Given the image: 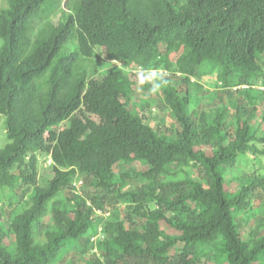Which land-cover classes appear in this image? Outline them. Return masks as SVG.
<instances>
[{"label":"trees","instance_id":"16d2710c","mask_svg":"<svg viewBox=\"0 0 264 264\" xmlns=\"http://www.w3.org/2000/svg\"><path fill=\"white\" fill-rule=\"evenodd\" d=\"M6 1L0 264L72 253L69 264H264V173L234 191L229 175L260 161L251 116L264 92L251 86L264 85V0ZM113 59L123 66L99 71ZM214 75L215 109L196 121L189 92ZM141 92L168 125L144 121ZM46 153L55 163L40 175ZM138 161L149 169L121 170ZM77 175L87 197L72 191ZM246 212L256 221L247 239Z\"/></svg>","mask_w":264,"mask_h":264},{"label":"rangeland","instance_id":"374dc122","mask_svg":"<svg viewBox=\"0 0 264 264\" xmlns=\"http://www.w3.org/2000/svg\"><path fill=\"white\" fill-rule=\"evenodd\" d=\"M7 1L6 0H0V6L2 7L3 5H6ZM67 9V8H66ZM2 45V39L0 38V47ZM98 50L101 52L102 49L98 48ZM114 64V63H111ZM99 68L105 69L108 68L110 65L107 62H101L98 64ZM156 75L153 76V83L155 85V91H158L159 84H158V80H156L155 78ZM215 76H204L199 82L200 84L204 87V91L202 93H196L193 90H190L189 92V96H190V108L192 111V116L193 119H195L196 121L199 120V115L200 112L202 111H210L213 112L215 109V104L213 102H211V99H215L216 97V87H215ZM193 81L197 82L196 79L193 78ZM253 85L256 86L255 91H257V93H259L261 91L259 85H261V81L260 80H254L253 81ZM149 99L147 100L144 96V94L141 92L140 94H138L137 96H135L134 98V102H138L137 106H141L142 111L141 116L143 117L144 121L146 123H148L149 125L158 128L160 126L164 127V123H166V125H168V123L171 122V118L168 114H166L167 112L164 113L161 111V107L158 106V102L155 103H151L150 100L153 98V96H148ZM143 99V100H141ZM160 104H162L161 102H159ZM147 104H149L150 106H148ZM250 104V102L248 103ZM249 112L250 109L253 108V105H249ZM138 109V108H137ZM249 114V113H247ZM252 114V113H251ZM249 115H245V117H248ZM163 123H162V122ZM251 123L252 126L254 127V129H256L257 131V138H258V142L256 143L257 148L259 151H264V142H261V138L263 137V131H264V99L261 101V103L258 105V108L256 110V112L253 114V116H251ZM8 141V137L6 134V128H5V119L3 116L0 115V145L3 146L6 142ZM258 153L257 156L260 157V161L257 160L256 162H250L248 161L247 163H243L241 166L239 167H234L232 168V170H230L229 175L231 176L232 180L230 181V189L231 191L234 190H238L239 188H241V184H243V182L241 180H239V177L243 178V177H247V176H254L256 173L257 174H261L264 173V168L262 167V165L264 166V155ZM256 155L253 154L252 151H249V158H255ZM50 167V162H49V157L47 156V154H40L39 156V165H38V171L41 175L42 171L45 170L46 168ZM116 169V172L118 173V176H120L119 173V169L121 168V165H115L114 166ZM123 168H121V170H130V171H135L138 169H142L144 171L149 169V165L146 162H135V163H130L127 164V166H123ZM188 170H190V173L194 176L199 178L198 176V170L197 167H192L190 166L188 168ZM83 179L82 176L78 175L76 176V180H81ZM134 182L132 184V186L136 185V181L133 180ZM80 190L82 191V194L85 195V197H87V193L84 192V188L81 187ZM72 191H77L75 188H72ZM69 196H71L70 190H66L63 193H61L60 198H68ZM14 207L16 206H12L11 208L14 210ZM109 209H111L110 211H113V206L109 205ZM18 212V210H16V213ZM110 213V212H109ZM245 217L247 218V222H250L248 226H246L245 230H241L243 236L245 239L250 237V229H253L256 221L252 216H249V212H246ZM42 220L44 221L45 224H50V220H48L47 216H44L42 218ZM43 223V224H44ZM7 224L9 225V223L7 222ZM169 233L171 234H175L178 233L175 229H170L168 230ZM100 235H95L94 237L91 238V246L97 247L98 243H99V239L101 237H99ZM88 237V236H87ZM96 248H94L95 250ZM73 257V253L71 255H66L64 256V258H62L60 261H58L57 264H69L71 257ZM89 255L86 254L85 258H88ZM210 264H214L213 262H211Z\"/></svg>","mask_w":264,"mask_h":264},{"label":"clouds","instance_id":"9594fccd","mask_svg":"<svg viewBox=\"0 0 264 264\" xmlns=\"http://www.w3.org/2000/svg\"><path fill=\"white\" fill-rule=\"evenodd\" d=\"M1 7V6H0ZM98 48H101V47H97V51L98 52H100L99 50H98ZM102 49V48H101ZM103 50V49H102ZM102 52V51H101ZM101 62H103V61H101ZM104 62H107L110 66L108 67V68H111L112 66H119V67H122L123 66V63L121 62V61H119V60H116V59H113V60H108V61H106V60H104ZM111 63H114V64H111ZM105 69H107V68H105ZM105 69H102L101 70V68H99V71H103V70H105ZM141 70L142 69H139L138 70V72H141ZM152 72H159V73H163L164 71L163 70H160V71H157V70H151ZM141 74V73H140ZM141 76V75H140ZM150 80H152V78L150 77ZM244 88H246V87H250V86H243ZM251 87H253V88H256V86L255 85H253V86H251ZM259 87H260V89H261V91H263L264 92V85L261 83V85H259ZM47 154V156L49 157V162H50V167L55 163L54 162V158H53V155L51 154V153H46ZM49 167V168H50ZM78 176V175H77ZM40 177V176H39ZM73 185L75 186V189L77 190V191H75V193L76 194H82V191L80 190V188L81 187H83V179H81V180H76V178H75V180H74V182H73ZM89 204H90V202H88ZM97 213H98V215L99 214H102V212L99 210V211H97ZM108 215H109V213H107ZM101 231V230H100ZM96 235H98V234H96ZM100 235V234H99ZM95 236V235H94ZM94 236H92V237H94Z\"/></svg>","mask_w":264,"mask_h":264}]
</instances>
